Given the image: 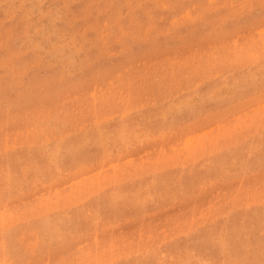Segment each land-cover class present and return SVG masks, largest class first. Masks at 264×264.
Wrapping results in <instances>:
<instances>
[{
	"label": "rangeland",
	"instance_id": "374dc122",
	"mask_svg": "<svg viewBox=\"0 0 264 264\" xmlns=\"http://www.w3.org/2000/svg\"><path fill=\"white\" fill-rule=\"evenodd\" d=\"M0 264H264V0H0Z\"/></svg>",
	"mask_w": 264,
	"mask_h": 264
}]
</instances>
